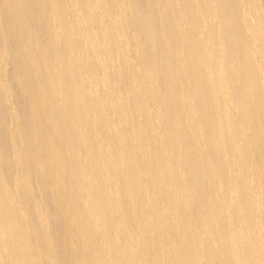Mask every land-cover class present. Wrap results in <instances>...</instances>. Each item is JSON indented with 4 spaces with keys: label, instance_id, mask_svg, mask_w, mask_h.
<instances>
[{
    "label": "bare ground",
    "instance_id": "obj_1",
    "mask_svg": "<svg viewBox=\"0 0 264 264\" xmlns=\"http://www.w3.org/2000/svg\"><path fill=\"white\" fill-rule=\"evenodd\" d=\"M0 264H264V0H0Z\"/></svg>",
    "mask_w": 264,
    "mask_h": 264
}]
</instances>
